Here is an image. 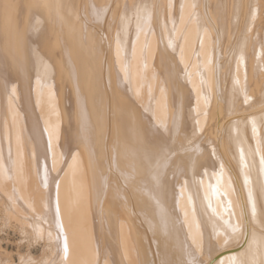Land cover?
<instances>
[{"label":"bare ground","instance_id":"bare-ground-1","mask_svg":"<svg viewBox=\"0 0 264 264\" xmlns=\"http://www.w3.org/2000/svg\"><path fill=\"white\" fill-rule=\"evenodd\" d=\"M0 204L51 264H264V0H0Z\"/></svg>","mask_w":264,"mask_h":264},{"label":"rangeland","instance_id":"rangeland-1","mask_svg":"<svg viewBox=\"0 0 264 264\" xmlns=\"http://www.w3.org/2000/svg\"><path fill=\"white\" fill-rule=\"evenodd\" d=\"M21 230V225L14 218L7 217L0 208V264H51V244L43 246L42 238L33 239ZM26 253H29L28 256H25Z\"/></svg>","mask_w":264,"mask_h":264}]
</instances>
